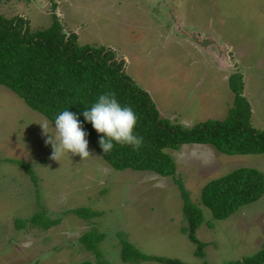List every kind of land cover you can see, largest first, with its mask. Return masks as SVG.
<instances>
[{"label": "rangeland", "instance_id": "1", "mask_svg": "<svg viewBox=\"0 0 264 264\" xmlns=\"http://www.w3.org/2000/svg\"><path fill=\"white\" fill-rule=\"evenodd\" d=\"M0 13L23 16L33 31L49 27L55 13L80 44L115 50L161 115L188 128L227 119L235 102L229 79L242 73L251 123L264 130V0H3ZM42 121L54 132L53 122L0 84V264L96 263L80 241L92 227L106 233L100 247L109 264H134L122 258L121 236L146 254L189 264L242 261L264 248V196L226 220L201 204L209 181L242 167L264 172V153L228 155L185 144L168 150L175 179L116 170L90 141L89 157L64 153L54 160ZM178 180L204 210L197 230L207 244L204 257L182 231L188 222ZM81 206L102 214L88 221L67 213ZM41 211L61 221L49 230L16 226L17 218Z\"/></svg>", "mask_w": 264, "mask_h": 264}, {"label": "trees", "instance_id": "2", "mask_svg": "<svg viewBox=\"0 0 264 264\" xmlns=\"http://www.w3.org/2000/svg\"><path fill=\"white\" fill-rule=\"evenodd\" d=\"M54 7L56 11L57 4ZM125 66L126 60L118 58L111 48L80 44L78 34H68L55 13L49 27L35 31L23 16L9 18L0 13V84L13 90L51 122L63 110L80 114L79 119L84 121L83 127L90 134L86 138L114 169L152 171L178 179L176 161L168 150H179L191 143L209 144L228 155L264 153V130L256 129L251 123L252 107L245 96L242 73H235L229 79L235 102L227 119L208 120L188 128L163 117L150 93L134 82ZM106 92L114 93L122 105L131 106L135 111L138 117L135 131L143 137L139 150L117 144L111 153L103 154L99 145L103 134H98L82 113ZM22 164L36 179L32 169ZM178 181L188 222L182 231L197 245L195 254L199 257L205 256L207 245L197 236V230L205 222L201 204L211 210L214 219L226 220L264 196V172L254 167L238 168L209 181L202 190L201 204L193 203L190 192L181 180ZM67 213L88 221L102 214L88 206L70 209ZM48 217L46 211L37 212L31 218H17L16 226L21 229L39 226L49 230L61 221V218ZM105 238L106 233L96 227L84 233L80 241L95 255L96 263L86 260L83 264L110 263L100 247ZM121 242L125 262L189 264L146 254L122 236ZM227 264H264V248L242 261Z\"/></svg>", "mask_w": 264, "mask_h": 264}, {"label": "clouds", "instance_id": "3", "mask_svg": "<svg viewBox=\"0 0 264 264\" xmlns=\"http://www.w3.org/2000/svg\"><path fill=\"white\" fill-rule=\"evenodd\" d=\"M79 115L69 109L58 113L53 122L54 132L49 130L47 122H40L44 135L48 137L46 142L53 147L52 159L60 161L64 153L79 155L82 159L91 155L86 138L90 134L85 131L84 121L79 119ZM82 115L98 134H103L99 138V145L104 155L111 153L117 144L131 146L135 150H139L143 144V137L135 131L138 121L135 111L131 106L122 105L114 93L99 95Z\"/></svg>", "mask_w": 264, "mask_h": 264}]
</instances>
